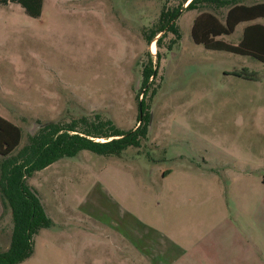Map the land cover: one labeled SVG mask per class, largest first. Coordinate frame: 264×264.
<instances>
[{
  "label": "rangeland",
  "instance_id": "rangeland-1",
  "mask_svg": "<svg viewBox=\"0 0 264 264\" xmlns=\"http://www.w3.org/2000/svg\"><path fill=\"white\" fill-rule=\"evenodd\" d=\"M182 2L43 0L37 18L8 11L10 24L0 29V101L10 107L0 114L21 127L19 147L51 120L99 113L123 130L135 128L142 70L150 60L154 69L145 98L149 140L121 159L81 150L27 179L51 223L18 264H134L119 255L120 244L132 243L123 229L148 232L157 247L164 213L183 211V230L213 246L216 261L229 251L233 264H264V63L195 42L199 10L184 2L172 19L180 36L166 27L159 47L160 34L148 43L161 8ZM241 36L238 25L216 38L237 44ZM180 163L195 167L193 183L183 187L163 177ZM11 230L5 207L0 250Z\"/></svg>",
  "mask_w": 264,
  "mask_h": 264
},
{
  "label": "trees",
  "instance_id": "trees-1",
  "mask_svg": "<svg viewBox=\"0 0 264 264\" xmlns=\"http://www.w3.org/2000/svg\"><path fill=\"white\" fill-rule=\"evenodd\" d=\"M15 2L25 13L37 18L41 14L43 0H0L2 3ZM184 8H198V15L192 25L191 35L195 42L210 50L251 56L264 63V0H183ZM183 2L176 7L161 8L159 17L147 42L155 39L156 46L164 34V29L180 36L172 19ZM225 10L223 19L218 17ZM262 18L263 23L247 24L237 44L217 39L228 35L244 21ZM158 55V53H157ZM151 60L144 65L138 100L137 125L123 130L110 118L99 113L83 115L70 120H51L41 123L28 136L21 147L22 129L19 125L0 116V198L3 207L11 213L12 230L9 245L0 250V264H18L34 251V236L41 228L50 226L44 205L35 188L27 179L36 171L50 166L62 158H72L81 150H89L104 156H123L128 147L138 148L143 140H149L150 111L145 109L148 86L154 79ZM152 78V79H151ZM151 79V80H150ZM137 94V98L139 97Z\"/></svg>",
  "mask_w": 264,
  "mask_h": 264
},
{
  "label": "crops",
  "instance_id": "crops-1",
  "mask_svg": "<svg viewBox=\"0 0 264 264\" xmlns=\"http://www.w3.org/2000/svg\"><path fill=\"white\" fill-rule=\"evenodd\" d=\"M22 10L24 13V9L22 6L15 2H6L2 3L0 2V29L1 26H5L10 24L8 20V11H18ZM26 14V13H25ZM30 17V16H29ZM263 23L262 18H256L251 21H244L239 23L238 25L242 26L243 28L250 23ZM13 25V24H12ZM237 25V26H238ZM0 43H2V40H0ZM0 86H3L0 84ZM0 92H3V88L0 87ZM10 106L6 103H3V101H0V112H2V109L9 108ZM3 113V112H2ZM1 117L9 120L5 114L4 116L0 114ZM10 121V120H9ZM14 123V122H13ZM119 159L123 158V156L118 157ZM181 168L176 169H170L165 170L163 173V177L169 178L174 177V180L176 181L177 185L179 187H183L185 185H188L190 183H193V180L195 179V171L194 166L189 164H183L180 163L179 165ZM195 170L199 171V168L197 167ZM214 180H217L218 176L217 174H214L213 176ZM174 183V181H173ZM264 185V181L262 182ZM167 198H170V195L167 196ZM5 208L3 207L1 198H0V218L3 214V210ZM11 216V213H10ZM188 220V215L184 211L179 214H172V213H164V218L161 219V221L164 223V230L160 233V236L163 237V242L160 246H152V241L150 240L148 232L145 233V236L142 237V231L137 230L136 228L129 227L123 229L122 233L129 236L130 241H132V245L126 246L123 244H120V257L123 261H129L132 263H146V264H233L232 263V256L227 251L225 254V251H223L224 259H221L219 261H216L215 259V248L213 246L207 245L200 246V238L197 235L195 231H193V235H191L190 232H185L183 230L185 223ZM154 221V220H153ZM149 225V224H148ZM153 223H150L149 226L152 228L149 230H153V233L156 232V229H153ZM117 231L116 233H121L119 226L116 227ZM102 229V228H100ZM119 229V230H118ZM122 230V229H121ZM148 231V230H145ZM102 233H106V229H102ZM148 234V235H147ZM153 235V234H152ZM194 237V240H193ZM192 239V242H191ZM127 249V250H125ZM126 252V254L122 253ZM117 252V251H116ZM119 252V251H118ZM238 256L239 253H241V249H237L235 251Z\"/></svg>",
  "mask_w": 264,
  "mask_h": 264
},
{
  "label": "bare ground",
  "instance_id": "bare-ground-1",
  "mask_svg": "<svg viewBox=\"0 0 264 264\" xmlns=\"http://www.w3.org/2000/svg\"><path fill=\"white\" fill-rule=\"evenodd\" d=\"M154 48V47H153ZM154 51V50H153Z\"/></svg>",
  "mask_w": 264,
  "mask_h": 264
}]
</instances>
